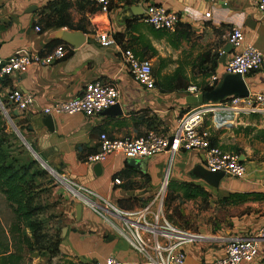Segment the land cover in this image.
<instances>
[{"label":"crops","instance_id":"1","mask_svg":"<svg viewBox=\"0 0 264 264\" xmlns=\"http://www.w3.org/2000/svg\"><path fill=\"white\" fill-rule=\"evenodd\" d=\"M51 1L0 0V54L4 58L21 49L39 54L50 41L58 39L61 30L81 32L86 40L74 49L58 39L67 45L70 53L67 59L51 66L31 65L0 83L1 100L6 101L9 92L15 88L35 97L36 103L27 113L15 115L16 110L11 105L8 110L14 117L12 124L51 168L127 211L137 210L144 200L154 197L171 181L194 182L205 187L211 194V202L230 193H264V141H254L252 135L236 132L240 126L264 129V114L243 115L235 123L231 121L225 126H219L210 118L206 127L211 128V134L217 137L220 146H236L245 151L240 155L241 158L245 156L244 177H225L217 189L195 176L194 169L202 166L205 159L203 152L197 150L175 154L163 152L136 161L113 154L101 163V172L95 171L97 164L85 163L79 157L82 146L88 148L87 151L98 147L101 133L112 138L142 136L151 129L172 134L179 119L196 106L187 103L191 96L188 91L164 93L159 86L149 90L136 82L120 57L119 48L115 45L102 47L99 34H108L116 43L115 35L123 34L122 44L132 46L134 53L140 50L138 39L150 43L162 58H172L173 71L180 67L186 72L190 86L204 88L210 79L207 73L212 70L214 58L216 67L212 76L224 75L232 55L224 52L228 44L225 36L232 27H240L247 43L255 45L264 55V15L253 0H157L158 4L181 14V23L190 27L191 35L187 40H181L176 48L167 37L153 36L142 16L133 15V12L143 14V0H114L108 12L78 0L70 9L71 21L77 30L65 27L37 32L35 24L39 14ZM208 13H211L210 18H206ZM244 79L250 94L264 93V66ZM95 80L118 87L123 115L55 114L51 131L44 124L48 116L42 111L57 102L77 97L87 83ZM127 163L135 167L137 174L117 185L114 176L122 172ZM46 188L51 213L55 216L53 225L59 228L60 252L53 257L36 255L30 264H91L108 256L129 264H147L143 255L91 209L82 205L78 218L76 207L80 203L74 200L65 185L53 183ZM192 202L200 204L199 200L185 203ZM224 213L229 214L223 216L220 225L203 222L197 230H187L200 238L184 247L186 264H211L224 256L231 237L254 235L264 225V200L230 207ZM251 264H264V240L260 241L258 258Z\"/></svg>","mask_w":264,"mask_h":264},{"label":"built area","instance_id":"2","mask_svg":"<svg viewBox=\"0 0 264 264\" xmlns=\"http://www.w3.org/2000/svg\"><path fill=\"white\" fill-rule=\"evenodd\" d=\"M76 3L78 0H65ZM101 11L108 12L114 0H82ZM143 22L156 30L174 33L181 23V14L171 11L157 0H143ZM254 5L264 15V0H253ZM211 13L206 14L210 18ZM40 32V27H35ZM98 40L102 47L113 45L119 48V54L127 70L134 80L146 89L157 88L153 62L150 59L138 57L133 50L123 49L119 43L111 40L108 34H99ZM225 40L232 46V55L227 63L224 75L239 74L243 78L260 71L264 66V55L255 45L247 43L240 27H232L226 34ZM68 51L64 45L58 46L51 53L41 55L21 49L9 57L0 54V81L16 75L31 65L51 66L62 61ZM223 75V76H224ZM211 76L206 86L212 90L221 82L222 77ZM190 95L202 93V89L193 85L188 88ZM121 91L115 85L95 80L85 85L82 92L75 98L60 101L45 108L42 113L46 116L82 114L92 117L103 113L107 109L121 104ZM35 97L21 89H12L6 100L18 113H27L35 105ZM6 104L0 99V110L9 122L12 115ZM229 115L224 116L223 113ZM264 114V93L248 97L232 96L218 103H204L196 105L185 113L178 121L172 134L151 129L142 136L112 138L101 133L98 138V149L84 160L88 164L105 162L113 154H121L127 160H141L156 156L163 152L175 154L179 151H201L204 154L203 167L209 172H222L226 177L242 178L246 173V166L241 156L234 152L223 150L219 146L211 145V128L204 126L207 117L212 118L219 126H225L241 116ZM225 117V118H223ZM170 137L173 143L169 147ZM55 182L65 185L71 196L85 207L91 209L99 217L107 221L126 239L134 250L146 258L147 264H186L187 255L184 247L194 243L200 236L184 230L169 221L165 214V186L150 199L143 207L127 211L112 204L98 193L79 185L69 178L60 175L53 169ZM114 182L121 185L119 178ZM116 219L117 221H115ZM264 240V225L254 235L248 237H231L225 246L223 257L211 264H251L260 254V241ZM91 264H129L115 256H108L96 260Z\"/></svg>","mask_w":264,"mask_h":264},{"label":"trees","instance_id":"3","mask_svg":"<svg viewBox=\"0 0 264 264\" xmlns=\"http://www.w3.org/2000/svg\"><path fill=\"white\" fill-rule=\"evenodd\" d=\"M72 6L73 3L65 0H53L49 2L43 11L40 12V18L35 24V27H40V32L47 29H60L65 27L70 30H77L78 28L71 21L70 9ZM148 31L155 37H167L171 46L175 48L178 47V43L181 40H187L191 35L190 27L183 23L177 26L174 33L165 30H156L151 26L148 28ZM115 40L123 49H133L130 45L122 44L124 40L123 34H116ZM137 43L140 45V50L135 52L138 57L150 60L153 58L158 59L159 66L155 72V78L156 85L159 86L161 91L164 93H172L186 92L188 90L190 84L186 72L182 68H177L171 75H163V69L165 68L167 60L162 58L156 48L150 43H143L140 39H138ZM61 45L67 47L61 40L56 39L50 41L40 54L43 56L47 55ZM69 56L70 53L68 52L63 60ZM215 67L216 60L214 58L212 61V70L207 73V76L211 77L214 74ZM5 80H1L0 83H5ZM211 90V88L204 87L202 88V93ZM2 101L6 104V101ZM6 107L9 109L8 104H6ZM3 115L0 110V194L6 198L16 218L10 230L11 236L15 240V250H12L11 244L6 243L2 250H0V264H26V255L29 253L37 252L39 256H45V254L49 257L56 256L60 252L61 239L59 233L49 236L44 230L43 221L39 219L42 207L36 200L37 179L45 175L46 172L41 170L38 162L34 159L29 164L24 165L19 164V161L14 158L13 146L15 145L14 141H18V138L10 129L9 122ZM11 117L12 119L14 118L13 116ZM236 132L252 135L254 141H264V129L240 126L236 129ZM211 145L219 146L225 151L234 152L239 155L245 154L242 148L236 146L231 148L220 146L216 136H211ZM87 149L85 146L79 149V157L81 160H85L88 155L95 153L98 147L91 148L88 151ZM135 174H137L135 167L127 163L126 168L114 176V180L119 178L123 181V179L130 178ZM127 186L129 187V185ZM189 200H199L203 204L204 209H210L212 205L211 194L205 187L188 181L169 182L166 188L165 204L169 208H173L178 216H181L182 212L177 208L176 202L183 204ZM262 200H264V193H230L228 196L215 202V212H224L230 207L240 206L250 201ZM27 231L29 232L28 234L26 233Z\"/></svg>","mask_w":264,"mask_h":264},{"label":"rangeland","instance_id":"4","mask_svg":"<svg viewBox=\"0 0 264 264\" xmlns=\"http://www.w3.org/2000/svg\"><path fill=\"white\" fill-rule=\"evenodd\" d=\"M149 58V57H148ZM166 64L165 68L163 69V73L166 71L164 75H171L173 74V64L174 61L171 57H166ZM154 66V72H156L159 61L158 59L153 61ZM199 89H202V87L197 86ZM232 113L228 111V114ZM4 116V115H3ZM5 117V116H4ZM6 118V117H5ZM7 120V118H6ZM9 122V121H8ZM210 122V117H207L204 126H206ZM216 122H219L218 119H216ZM10 129L14 132V134L17 136L18 141H14L15 145L13 146V155L16 160L19 161V164H29L31 160H36L39 164V167L41 170H44L46 172L45 175L40 176V178L37 179V202L41 205L42 211L40 212L39 219L43 221L44 223V230L46 233L49 234V236L53 234L59 233V228L56 225H53L55 223L54 215L51 213V204L49 205L48 199H47V192H46V186L56 183L55 182V176L53 175V171L50 166L46 167L40 159H37L35 157L34 152L29 148L28 144L26 143V140H23V138L16 132L15 126L12 124V122H9ZM23 145V146H21ZM32 147V146H31ZM264 148V147H262ZM35 151V150H34ZM37 167V166H36ZM35 167V168H36ZM149 200H144L142 202L143 204L138 207V209L143 208ZM186 204V206L184 205ZM215 202H212L210 209H204L203 204L200 202V204H196L195 202L192 203H183L179 204L176 202L177 208H179L182 212L181 216H178L177 213H175V210L173 208H169L167 204H165V214L170 222L175 224L181 229L184 230H197L199 224H202L203 222H212L214 226L220 225V221L224 219V215H228L229 213L224 212H215L214 210ZM239 212H242V210H238ZM234 213H237V210L234 211ZM15 214L10 206V204L7 202L6 198L0 194V250H2L3 246H5L6 243L11 244L12 250H15V240L14 237L11 236L10 230L12 223L15 222ZM175 219V220H174ZM227 223V222H226ZM229 225V224H228ZM29 233L28 231L26 232ZM19 237V236H18ZM12 242V243H11ZM36 255H38L37 252L35 253H29L26 255V264H30L33 257L36 258ZM44 257V256H43ZM45 257H48L47 254H45Z\"/></svg>","mask_w":264,"mask_h":264},{"label":"water","instance_id":"5","mask_svg":"<svg viewBox=\"0 0 264 264\" xmlns=\"http://www.w3.org/2000/svg\"><path fill=\"white\" fill-rule=\"evenodd\" d=\"M133 12V9H132ZM133 15L136 16H142L143 14L135 13L133 12ZM58 39L63 40L64 42L68 43L71 47L74 49H78L86 40L84 37V34L81 32H69L66 30H61L58 35ZM232 46L231 44H227L226 49L224 50L225 53H231ZM249 89L245 82V79L239 75V74H226L222 77L221 82L211 91H207L205 93H201L198 95H191L187 98V103L189 105H197V104H204V103H218L221 101H224L228 97L232 96H238L241 98L248 97L249 96ZM18 112H15V115H17ZM102 114H106L109 116H122L123 111L120 105L113 106L106 111H104ZM44 124L52 131L54 129V119L52 116H48L44 120ZM16 132L23 138L19 130L15 127ZM23 140H25L23 138ZM174 138L170 137V144L168 149L173 143ZM27 143V142H26ZM28 144V143H27ZM29 148L34 152L35 157L37 159H40L41 162L46 166L49 167V165L37 154L36 151L31 147L30 144H28ZM245 160V156H242L241 161ZM53 171V169H52ZM95 171L101 172V164L98 163L95 167ZM195 176L206 182L210 187L212 188H219L221 181L226 177L224 173L222 172H209L207 171L203 166H198L194 169ZM82 204H79L76 207L77 210V216L78 218L81 217V211H82Z\"/></svg>","mask_w":264,"mask_h":264}]
</instances>
